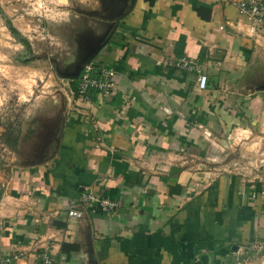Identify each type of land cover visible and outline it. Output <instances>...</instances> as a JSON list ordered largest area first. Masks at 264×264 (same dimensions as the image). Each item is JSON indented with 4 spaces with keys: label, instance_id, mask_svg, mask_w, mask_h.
Returning a JSON list of instances; mask_svg holds the SVG:
<instances>
[{
    "label": "crops",
    "instance_id": "crops-1",
    "mask_svg": "<svg viewBox=\"0 0 264 264\" xmlns=\"http://www.w3.org/2000/svg\"><path fill=\"white\" fill-rule=\"evenodd\" d=\"M239 1L250 0H55L88 24L84 55L114 70L113 89L81 98L68 83L44 162L11 163L20 130L13 148L0 127L1 257L232 264L247 249L242 264H264V248H251L264 242V27L250 32ZM182 55L206 89L162 63ZM89 190L116 207L78 200Z\"/></svg>",
    "mask_w": 264,
    "mask_h": 264
},
{
    "label": "rangeland",
    "instance_id": "rangeland-1",
    "mask_svg": "<svg viewBox=\"0 0 264 264\" xmlns=\"http://www.w3.org/2000/svg\"><path fill=\"white\" fill-rule=\"evenodd\" d=\"M54 3L0 0V127L18 124L21 137L4 155L11 163L44 162L52 155L68 105L66 79L86 59L88 24L55 11Z\"/></svg>",
    "mask_w": 264,
    "mask_h": 264
},
{
    "label": "built area",
    "instance_id": "built-area-1",
    "mask_svg": "<svg viewBox=\"0 0 264 264\" xmlns=\"http://www.w3.org/2000/svg\"><path fill=\"white\" fill-rule=\"evenodd\" d=\"M237 8L239 14L244 16L248 22H250L249 30L254 32L258 27H264V1H239L233 3ZM162 63L165 66L174 67L176 69L188 72H195V87L197 90H204L207 87L208 76L201 71L199 64L194 59L186 56H179L173 58L163 59ZM114 70L112 68L101 67L96 69L93 63L89 62L86 64L80 73V80L78 84L77 94L79 97H86L88 91L93 90L98 93L100 97L108 96L111 94L113 89V78ZM78 200L86 203H94L99 205L100 208L109 212L116 207V203L105 198H101L95 194L92 190L82 191L79 195ZM68 216L79 218L81 212L73 208L68 210ZM251 248L260 252L264 248V242L254 241ZM246 249V248H245ZM39 264H53L48 251L42 249L38 253ZM248 259L247 249L242 254L236 255V259L232 264H242ZM0 264H10L9 257L0 256Z\"/></svg>",
    "mask_w": 264,
    "mask_h": 264
},
{
    "label": "trees",
    "instance_id": "trees-1",
    "mask_svg": "<svg viewBox=\"0 0 264 264\" xmlns=\"http://www.w3.org/2000/svg\"><path fill=\"white\" fill-rule=\"evenodd\" d=\"M11 31L13 33H15V30L11 28ZM20 42H22L23 44L26 43L25 39H20ZM77 80H80V74L77 76L76 79H72L71 80V88L74 89L73 93L78 96L77 94V90H78V86L76 87V83ZM79 84V82H78ZM18 134H19V125L18 124H14V125H10L9 127L6 128V132L5 134H3L5 141L9 142L11 141L12 144L11 146H13V148L16 146L17 141H18ZM64 249V244L61 245V250Z\"/></svg>",
    "mask_w": 264,
    "mask_h": 264
},
{
    "label": "water",
    "instance_id": "water-1",
    "mask_svg": "<svg viewBox=\"0 0 264 264\" xmlns=\"http://www.w3.org/2000/svg\"><path fill=\"white\" fill-rule=\"evenodd\" d=\"M92 55H90V56H86V59L84 60V62L82 63V65H81V69H80V71L76 74V75H74V76H72V77H70L71 79H76L77 78V76L80 74V72H81V70H82V68L86 65V64H88L89 62H91L92 61ZM68 91V94H70L71 95V92L69 91V89L67 90ZM47 158L45 157L44 158V160H46Z\"/></svg>",
    "mask_w": 264,
    "mask_h": 264
}]
</instances>
